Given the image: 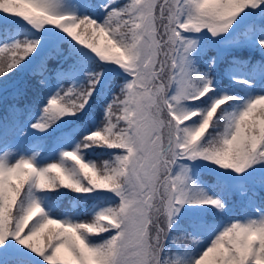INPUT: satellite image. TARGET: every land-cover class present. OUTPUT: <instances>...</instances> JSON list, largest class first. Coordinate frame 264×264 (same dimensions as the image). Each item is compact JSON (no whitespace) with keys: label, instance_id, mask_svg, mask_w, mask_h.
Listing matches in <instances>:
<instances>
[{"label":"snow or ice","instance_id":"obj_1","mask_svg":"<svg viewBox=\"0 0 264 264\" xmlns=\"http://www.w3.org/2000/svg\"><path fill=\"white\" fill-rule=\"evenodd\" d=\"M0 264H264V0H0Z\"/></svg>","mask_w":264,"mask_h":264},{"label":"trees","instance_id":"obj_2","mask_svg":"<svg viewBox=\"0 0 264 264\" xmlns=\"http://www.w3.org/2000/svg\"><path fill=\"white\" fill-rule=\"evenodd\" d=\"M127 2V0H119L120 4H123ZM235 59L238 61H250L251 63H257L262 59L261 53L256 50H249V49H236L227 55H225L224 59L220 62V65L215 73L217 79L222 78V83L227 84V77L224 76V72L226 69L232 67L231 61ZM49 72L47 75L51 78V82L53 84L56 83L55 80V72L54 69L59 67L61 64V58L55 56L53 54V57L49 60ZM64 67H67V64L64 65ZM201 70L203 69V65H201ZM40 77L38 76H31L28 75L20 82V87L22 89V94L19 96L18 100L16 101L17 106L21 108L22 110L25 109L27 106L31 105L35 107L37 110L40 106V101L43 99V96L45 94L46 90H40L36 87V81L39 80ZM71 82L68 80L62 81V84L64 87H67ZM121 83L120 80H115L113 83V90L118 91V86ZM91 118L95 119L96 121H99L102 119L103 116V105L101 104H94L92 109L90 110ZM50 147V145L48 146ZM47 151V149H45ZM106 158V157H103ZM212 182V181H209ZM238 200L239 198H234ZM106 235V234H105ZM189 240H181L180 242L183 244H186Z\"/></svg>","mask_w":264,"mask_h":264},{"label":"rangeland","instance_id":"obj_3","mask_svg":"<svg viewBox=\"0 0 264 264\" xmlns=\"http://www.w3.org/2000/svg\"><path fill=\"white\" fill-rule=\"evenodd\" d=\"M167 75H170V72H168V70L166 69V71H165V79L167 78ZM189 243H190V241L187 242L185 245H187V244H189Z\"/></svg>","mask_w":264,"mask_h":264}]
</instances>
